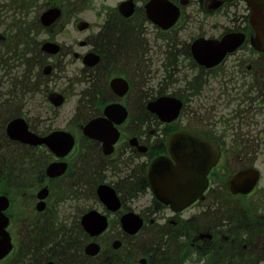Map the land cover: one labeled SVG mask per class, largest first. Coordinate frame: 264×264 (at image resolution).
<instances>
[{
    "label": "flooded vegetation",
    "instance_id": "obj_1",
    "mask_svg": "<svg viewBox=\"0 0 264 264\" xmlns=\"http://www.w3.org/2000/svg\"><path fill=\"white\" fill-rule=\"evenodd\" d=\"M64 2L73 10L47 37L65 40L56 55L38 51L42 99L28 120L40 137L71 134L64 140L73 146L62 157L33 147L45 162L34 185L23 181L32 190V219L22 237L18 228L13 236L21 256L33 264H264V50L255 47L245 2ZM52 80L65 83L51 86ZM58 95L66 98L63 105ZM176 107L171 122L157 114L171 116ZM95 120L97 138L85 131ZM192 135L217 145L220 159L203 195L177 210L164 201L178 197L166 195L168 187L162 191L150 173L160 171L155 164L176 166L172 145L185 151L194 140L199 154ZM232 161L240 163L238 171L259 168L260 183L250 194L231 193ZM48 166L59 174L47 177ZM43 188L46 206L38 212L36 193ZM101 188L110 195L108 207ZM67 205L78 214L61 218ZM91 211L107 221L95 237L81 226ZM132 214L141 219L139 233L122 227L123 220L137 223ZM93 242L99 252L90 256L85 248Z\"/></svg>",
    "mask_w": 264,
    "mask_h": 264
},
{
    "label": "rangeland",
    "instance_id": "obj_2",
    "mask_svg": "<svg viewBox=\"0 0 264 264\" xmlns=\"http://www.w3.org/2000/svg\"><path fill=\"white\" fill-rule=\"evenodd\" d=\"M9 4V5H8ZM48 7V4L44 2V0H0V61H5V65H0V112L4 109L8 108V104L17 97L18 103L22 104L24 108H30L34 106V100L28 101V100H22L20 98L21 92L18 91L15 88H11L10 90H7L8 85H11V87H14L13 83H10L8 80L11 78L7 76L6 73V67L8 66V72L9 75H17V73H20L23 71V65L20 67L14 66L16 63L15 61H23L17 60L15 57H17L18 50H21V46L19 45V37L21 34L26 33V27L29 26L31 28V31L33 32L30 37H26L25 35L24 40L28 41V44H36L43 40L44 35H36V33L33 30V24L36 26L35 20L38 19L41 12L46 10ZM8 14V16H7ZM14 15V16H12ZM24 23L26 26L24 27ZM64 40L63 38H58V41L61 42ZM26 46L28 50L29 46ZM32 51H29L28 55H25L24 59L27 61H34V56L32 57ZM15 53V54H14ZM14 66V68H12ZM27 69V68H26ZM63 82V83H62ZM62 82L52 80L50 82L51 86L57 85V87L62 86L65 82L64 80ZM39 101V98H38ZM3 102V105H2ZM72 104L66 105L63 109L64 112H67ZM4 118L3 116L0 119V144L7 146L8 151L12 157H16V152H19L21 149L19 147L11 146L8 140V136L4 134ZM262 150L259 153L264 154V147H260ZM264 157H260V161L263 162ZM10 160H12L10 158ZM1 165V163H0ZM240 163L236 161H232L231 165L228 166V168L231 169V171H234L238 169ZM22 203L24 204L27 199L21 198ZM21 203H16V209L20 211L19 206H22ZM69 214H78V211L70 210V207L62 206L61 208V218L67 217ZM19 235L21 236V233L23 234V226L19 222L17 224ZM24 239H22L23 242ZM29 241V240H28ZM31 241H29L30 243ZM31 245V244H30ZM26 250V249H23ZM254 253V252H253ZM33 264L32 257L29 256H22L20 255L18 257H14L10 261H7L5 264Z\"/></svg>",
    "mask_w": 264,
    "mask_h": 264
},
{
    "label": "water",
    "instance_id": "obj_3",
    "mask_svg": "<svg viewBox=\"0 0 264 264\" xmlns=\"http://www.w3.org/2000/svg\"><path fill=\"white\" fill-rule=\"evenodd\" d=\"M249 6L253 9L252 23L257 32L258 38L256 41L260 45V48H264V0H247ZM16 128V123H14L9 128V132ZM12 137H16L11 134ZM25 139V137H24ZM0 213L7 202L4 204V198H0ZM5 226H7V219L4 218L2 213L0 214V259H2L11 249L9 234L5 231Z\"/></svg>",
    "mask_w": 264,
    "mask_h": 264
},
{
    "label": "trees",
    "instance_id": "obj_4",
    "mask_svg": "<svg viewBox=\"0 0 264 264\" xmlns=\"http://www.w3.org/2000/svg\"><path fill=\"white\" fill-rule=\"evenodd\" d=\"M3 166H4V165H1V166H0V168H2V169H3ZM2 169H0V171H2Z\"/></svg>",
    "mask_w": 264,
    "mask_h": 264
}]
</instances>
